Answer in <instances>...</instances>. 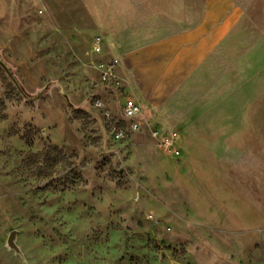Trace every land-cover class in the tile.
Instances as JSON below:
<instances>
[{
    "label": "rangeland",
    "instance_id": "1",
    "mask_svg": "<svg viewBox=\"0 0 264 264\" xmlns=\"http://www.w3.org/2000/svg\"><path fill=\"white\" fill-rule=\"evenodd\" d=\"M207 2L0 0V264H264V0H226L177 90L127 91Z\"/></svg>",
    "mask_w": 264,
    "mask_h": 264
},
{
    "label": "crops",
    "instance_id": "2",
    "mask_svg": "<svg viewBox=\"0 0 264 264\" xmlns=\"http://www.w3.org/2000/svg\"><path fill=\"white\" fill-rule=\"evenodd\" d=\"M226 0H208L204 20L196 28L170 37L162 42H155L138 49L137 53L129 54L122 60L123 66L134 75V81L128 83L127 91L135 97L150 96L159 101L169 89L177 90L187 70L199 62L207 50L220 38L223 27H217L207 38L206 32L211 25L220 20L225 14ZM233 18L230 17L229 22ZM139 41L136 37L126 38L119 35L114 40L116 49L133 50L148 40H154L156 32H140ZM186 92L175 94L177 102H172L170 107H183L181 97Z\"/></svg>",
    "mask_w": 264,
    "mask_h": 264
},
{
    "label": "built area",
    "instance_id": "3",
    "mask_svg": "<svg viewBox=\"0 0 264 264\" xmlns=\"http://www.w3.org/2000/svg\"><path fill=\"white\" fill-rule=\"evenodd\" d=\"M139 112H140V106L135 101L128 99L123 108L124 117L128 120H132L135 119V117L139 114ZM138 130H139V125L134 123L131 126V131L137 132ZM113 134L116 140H121L124 137V132L120 129H115ZM171 144H172L171 141L169 140L166 141V147H169Z\"/></svg>",
    "mask_w": 264,
    "mask_h": 264
},
{
    "label": "water",
    "instance_id": "4",
    "mask_svg": "<svg viewBox=\"0 0 264 264\" xmlns=\"http://www.w3.org/2000/svg\"><path fill=\"white\" fill-rule=\"evenodd\" d=\"M14 238H15V233L12 232L8 241H7V245L10 249L14 250L16 253H19L18 248L16 247V245L14 244Z\"/></svg>",
    "mask_w": 264,
    "mask_h": 264
}]
</instances>
